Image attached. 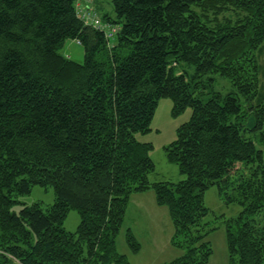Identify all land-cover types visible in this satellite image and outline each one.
Returning <instances> with one entry per match:
<instances>
[{"label": "trees", "instance_id": "1", "mask_svg": "<svg viewBox=\"0 0 264 264\" xmlns=\"http://www.w3.org/2000/svg\"><path fill=\"white\" fill-rule=\"evenodd\" d=\"M77 1L0 0V264H130L116 238L131 196L147 191L184 251L167 264H208L213 186L243 207L224 220L229 264H264V0H110L101 17L94 0L99 26ZM67 40L82 63L60 53ZM163 98L172 117L191 110L164 148L177 184L150 182L153 146L134 136ZM34 186L51 187L54 204L12 212ZM71 210L75 233L63 227ZM126 242L140 251L130 230Z\"/></svg>", "mask_w": 264, "mask_h": 264}, {"label": "rangeland", "instance_id": "2", "mask_svg": "<svg viewBox=\"0 0 264 264\" xmlns=\"http://www.w3.org/2000/svg\"><path fill=\"white\" fill-rule=\"evenodd\" d=\"M98 14L110 12L108 2L110 0H99ZM60 53L70 60L82 63L84 50L77 41L67 40ZM260 67L259 86L264 92V43L257 53ZM213 89L223 93L229 92L230 83L219 76L214 77ZM172 102L170 99H160L157 102L155 112L150 123V131L144 134L136 133L135 139L142 144H151L153 149L149 157L154 163V171L149 174L151 183L170 182L177 184L185 179L178 167L167 161L164 148L176 138L178 127L186 123L191 116V110L187 109L178 117H172ZM253 125V117L249 118V126ZM258 150L264 154V145H256ZM233 194V192H230ZM19 204L12 207V212L18 213L24 206L40 204L42 208H49L54 204L55 196L51 187L34 186L29 194L17 197ZM204 203L209 213L204 217L203 223L206 228L214 231L206 236L212 248V256L208 264H229L228 250L226 244V232L224 220L236 218L243 210L238 201L226 203L220 198L216 186L209 188L204 194ZM80 223L79 215L71 210L63 222L65 231L75 233ZM130 230L140 245V251L133 253L127 245L126 234ZM173 233V225L169 218L168 209L159 207L155 202L153 191L133 194L126 209L122 228L116 238V249L119 254L125 255L130 264H167L171 260L181 256L183 250L173 248L169 244V234Z\"/></svg>", "mask_w": 264, "mask_h": 264}, {"label": "built area", "instance_id": "3", "mask_svg": "<svg viewBox=\"0 0 264 264\" xmlns=\"http://www.w3.org/2000/svg\"><path fill=\"white\" fill-rule=\"evenodd\" d=\"M81 4L84 5L83 9H80ZM93 4H94V0H78L76 6L80 9V11H82L83 13L82 18L85 19V21L93 23L94 26H99L98 20L94 19L95 17H92L91 10L93 9ZM107 32H108L106 34L107 38L111 39L116 31L114 29H111L110 31Z\"/></svg>", "mask_w": 264, "mask_h": 264}, {"label": "crops", "instance_id": "4", "mask_svg": "<svg viewBox=\"0 0 264 264\" xmlns=\"http://www.w3.org/2000/svg\"><path fill=\"white\" fill-rule=\"evenodd\" d=\"M170 235H171V234H169V236H168V237H170Z\"/></svg>", "mask_w": 264, "mask_h": 264}]
</instances>
